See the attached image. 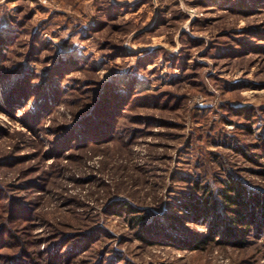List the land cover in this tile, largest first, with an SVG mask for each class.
Wrapping results in <instances>:
<instances>
[{
  "label": "rangeland",
  "instance_id": "rangeland-1",
  "mask_svg": "<svg viewBox=\"0 0 264 264\" xmlns=\"http://www.w3.org/2000/svg\"><path fill=\"white\" fill-rule=\"evenodd\" d=\"M230 184L264 201V0H0V264H264Z\"/></svg>",
  "mask_w": 264,
  "mask_h": 264
},
{
  "label": "trees",
  "instance_id": "trees-1",
  "mask_svg": "<svg viewBox=\"0 0 264 264\" xmlns=\"http://www.w3.org/2000/svg\"><path fill=\"white\" fill-rule=\"evenodd\" d=\"M223 196L225 197V201L229 203L228 208L235 210L238 215H241L237 218L240 221L243 220V216L241 213L242 210H247V219L249 220H254V217L256 218V212L259 208H263L264 210V201L261 200L257 201V205L259 206V208L257 207L256 209L255 207H249L248 201L243 199L245 195L242 193L240 188L234 187L232 184H230L228 188H225V190L223 191ZM216 202V200H212L211 202L209 200H206V202L196 200L192 205L193 211L196 213L203 211L208 215L217 209ZM139 218L141 219V221H143L144 219V217L142 216H139ZM217 222L218 221H216V224Z\"/></svg>",
  "mask_w": 264,
  "mask_h": 264
}]
</instances>
